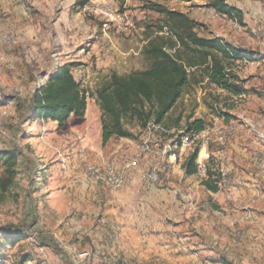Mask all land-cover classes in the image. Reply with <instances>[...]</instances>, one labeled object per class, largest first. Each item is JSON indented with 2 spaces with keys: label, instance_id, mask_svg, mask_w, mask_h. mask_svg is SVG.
I'll return each instance as SVG.
<instances>
[{
  "label": "crops",
  "instance_id": "0c3cea01",
  "mask_svg": "<svg viewBox=\"0 0 264 264\" xmlns=\"http://www.w3.org/2000/svg\"><path fill=\"white\" fill-rule=\"evenodd\" d=\"M222 1L241 11L243 25L216 11V0H115L118 9L134 21V27L128 31L107 30V21H98L93 14L86 17L79 11L75 5L79 1L36 0L44 15L54 16H50L47 26L43 19H37L40 22L36 25L26 23L22 27V41L32 43V50L39 49L34 52L36 56L49 55V74L55 70L52 62L56 60L60 65L72 63L75 79L78 73L87 77L88 85L83 89L90 92L87 98H95V89L111 73L136 71L144 44L156 35L167 11L187 15L202 24L199 34L217 37L252 56L243 57V62L234 60V66L228 65V71L238 77L234 81L236 92L209 84L205 77L198 83L199 88L210 86L229 95L221 103L228 99L225 108L209 114V118L197 117L212 128L215 139L219 133L225 135L223 159L215 158L220 145H209L215 157L208 164V184L212 186L211 180L218 176L216 190L204 185L196 173L184 172L182 163L186 155L182 156L175 138L169 135L156 143V154L144 155L126 172L123 187H95L91 193V209H100L118 226L116 248L121 252H116L131 264H203L205 257L215 261L216 258H210L214 252L211 248L221 242L239 251L236 254L239 253L240 263H246L247 256L257 252L249 250L263 251L264 139L256 132L264 135V0ZM50 41L52 48L46 47ZM78 81L83 88V80ZM138 146L134 138L111 137L105 145L100 143V155L95 156L100 160L94 162L119 166L138 152ZM152 165L161 170V178L154 186L146 187L138 179L139 172ZM224 176L228 178V187L219 183ZM250 213L251 219L245 217Z\"/></svg>",
  "mask_w": 264,
  "mask_h": 264
},
{
  "label": "rangeland",
  "instance_id": "374dc122",
  "mask_svg": "<svg viewBox=\"0 0 264 264\" xmlns=\"http://www.w3.org/2000/svg\"><path fill=\"white\" fill-rule=\"evenodd\" d=\"M76 1L81 2L78 7L82 14L96 15V9L85 10L91 0ZM35 2L36 0H0V154L15 156L11 179L10 173L6 171L7 165L0 157V231H7L9 234H19L21 231L27 235L14 246L0 247V264H20L18 257L25 253H29L33 259L26 264H131L127 257L116 252L120 251L116 248L118 226L102 214L100 209H91V201L94 202L91 193L94 188L105 187L94 185L86 168L106 163L94 162L100 160L95 156L101 152L100 110L95 98L90 96L86 99L83 117L70 116L62 125L46 121L42 117H33L29 108L35 89L49 75L47 71L51 68V63L49 55L37 57L34 52H39V49L33 47V51L32 43L22 41V27L26 23L36 25L40 22L37 19H43L47 26L50 16H54V13L49 17L44 15L45 11ZM116 8L119 10L117 6ZM157 29L156 34L159 31ZM47 38L50 39L49 36ZM46 47L52 48L51 41ZM139 58L136 70L144 69L147 65L142 54ZM243 59L237 60L243 62ZM59 65L53 60L54 69ZM234 65L236 64H231ZM133 70L122 71L121 74ZM80 78L84 89L87 77L78 73L76 80ZM237 78L235 76L234 81ZM198 83L199 81L195 82L190 77L189 84L169 112L165 120L169 121L166 129L173 132L169 135L173 136L174 132L180 131L184 133L187 120L206 115L209 118V114L217 113L216 111L227 106V98L221 104L229 96L227 93L217 92L210 86L199 88ZM200 90L202 92L199 94ZM87 93L89 95L90 92ZM177 116L180 117L178 125L172 122ZM125 125L140 146V139L144 134L142 129L132 122H125ZM256 133L264 139V135ZM211 137L215 139L216 135ZM179 147L177 143V148ZM137 154L132 157L138 162L144 155L156 153L142 154L143 156ZM132 157L125 162H130ZM130 166L136 165L134 163ZM145 169L139 172L140 177ZM108 225L114 231L107 228ZM1 241L0 238V243ZM212 249L214 252L210 258H216L215 261L205 257L203 264H220L219 258H226L232 264H264V247L263 251L255 248L249 250L257 252L248 255L246 263H240L237 258L239 253L236 254L239 251L235 252L227 243L221 242ZM151 264L167 263L156 261Z\"/></svg>",
  "mask_w": 264,
  "mask_h": 264
},
{
  "label": "trees",
  "instance_id": "16d2710c",
  "mask_svg": "<svg viewBox=\"0 0 264 264\" xmlns=\"http://www.w3.org/2000/svg\"><path fill=\"white\" fill-rule=\"evenodd\" d=\"M76 2L75 5H80ZM214 7L219 13L235 19L243 25L242 13L239 9L216 0ZM167 35L161 33L149 38L142 48V56L147 62L144 69L132 71L127 74L111 73L94 91L95 100L100 110L101 144L111 138L128 137L133 134L126 127L125 122H132L143 129L147 122L153 121L164 128L168 122V112L181 97L190 77L198 82L203 77L209 84L228 92H236L235 75L228 71V65L234 60L249 56L246 50L236 48L219 38L199 34L202 24L190 19L187 15L177 11H167L163 23ZM72 63H63L49 74L44 82L35 89L29 108L33 117H42L46 121L62 125L70 116L83 117L86 110L87 96L79 82L71 73ZM194 67V70L190 69ZM200 79V80H199ZM180 117L172 122L178 125ZM205 126L200 118L187 120L185 132L198 131ZM166 137L161 133V137ZM176 145L180 141V134L174 133ZM157 143V142H156ZM155 143V145H156ZM195 145L185 153L188 154L182 168L186 174H195V154L192 153ZM0 157L5 163L6 171L11 179L14 173V154ZM161 170H158V178ZM210 173L207 169L206 177L201 182L209 186ZM219 177L211 180V189L218 188ZM159 182V181H158ZM157 182V183H158ZM102 185V184H100ZM105 187V186H104ZM107 188V187H105ZM1 246H14L17 241L27 237L25 233H7L0 231ZM4 234V235H3ZM2 257L0 256V261ZM20 264L33 261L29 253L18 257ZM220 264H232L226 258L218 259Z\"/></svg>",
  "mask_w": 264,
  "mask_h": 264
},
{
  "label": "bare ground",
  "instance_id": "6f19581e",
  "mask_svg": "<svg viewBox=\"0 0 264 264\" xmlns=\"http://www.w3.org/2000/svg\"><path fill=\"white\" fill-rule=\"evenodd\" d=\"M209 128L210 127H208L207 125L198 131L192 130L184 133H182V131L178 132L180 134V141L178 143L180 146L179 148L184 151H188L194 145L200 143V136L197 135H203V137L211 139L212 128L210 130H206ZM142 131L144 134L143 136H141L140 139V146H139L140 149L139 152H137L138 153L137 156H141L142 154L155 153L156 152L155 143L160 140L161 133H164L165 136H168L169 134L173 133L172 131H168V129L164 128L161 124L155 123L153 121L147 122L145 127L142 129ZM186 134H189L187 136V141H186ZM183 143H185V146ZM134 163L136 165L137 160L133 158L130 162L124 161L122 165L118 167L106 163H100L93 166H88L89 168H86V171L87 174L92 178L91 168H93L94 169L93 180H98L96 184H102L103 186L107 187L110 190H117L124 185L126 172L128 171L129 168L132 167L130 165ZM149 169H155V184H157V182L159 181L158 168L154 166L148 167L144 170L142 175L148 173ZM195 173L200 178H204L205 175L204 171H201L197 166V158L195 160ZM221 184L223 185V181H221ZM245 217L249 218L251 217V214H246ZM106 227L110 228L111 231H114L112 226L108 225Z\"/></svg>",
  "mask_w": 264,
  "mask_h": 264
},
{
  "label": "built area",
  "instance_id": "2783aa9c",
  "mask_svg": "<svg viewBox=\"0 0 264 264\" xmlns=\"http://www.w3.org/2000/svg\"><path fill=\"white\" fill-rule=\"evenodd\" d=\"M87 9H96V16L95 18L98 19V21H107V30L111 28H116L120 31H128L131 28L134 27V21L133 19L124 11L122 10H116V4L115 0H91V3ZM157 33H161L162 35H167L168 30L165 26L162 27L161 30H159ZM5 42V41H4ZM87 85H88V79H87ZM206 129V130H210ZM189 134H186V141L187 136ZM200 136V143L195 145L194 150H192V153L195 154V157H197V166L201 171L206 172L208 169L209 162L215 157L213 155V152L210 150L209 145L212 143H217L220 145L219 149L216 152L215 158L218 160L223 159L224 157V151L222 149V146L225 142V135L223 133H219V137L217 139H208L203 137V135H197ZM185 146V143H183ZM188 155L190 153H184L183 155ZM136 156V155H135ZM134 158V157H132ZM89 168V167H87ZM93 168H91L92 173V180H90L93 184H95L98 180H93ZM140 182L144 184L146 187L154 186L155 185V169H149V172L142 175V177H138ZM220 181H223V186L228 187L229 181L226 176L221 177Z\"/></svg>",
  "mask_w": 264,
  "mask_h": 264
}]
</instances>
